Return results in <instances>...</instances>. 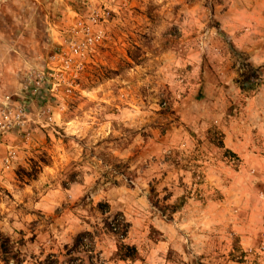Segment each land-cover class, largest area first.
<instances>
[{
  "label": "rangeland",
  "instance_id": "1",
  "mask_svg": "<svg viewBox=\"0 0 264 264\" xmlns=\"http://www.w3.org/2000/svg\"><path fill=\"white\" fill-rule=\"evenodd\" d=\"M227 1L0 0V99L14 73L60 71L57 132L31 126L0 167V264H264L260 185L239 182L235 155L209 164L219 132L181 161V57L203 45L237 79L255 72L215 18ZM123 236L138 261L119 257Z\"/></svg>",
  "mask_w": 264,
  "mask_h": 264
},
{
  "label": "crops",
  "instance_id": "2",
  "mask_svg": "<svg viewBox=\"0 0 264 264\" xmlns=\"http://www.w3.org/2000/svg\"><path fill=\"white\" fill-rule=\"evenodd\" d=\"M216 13L221 31L247 57L257 79L250 88L243 89L248 86L246 78L237 79L233 56L226 50L206 54L205 47L198 45L181 57V67L192 68L191 73L181 74V161L186 159V164L187 159L198 158L194 156L196 150L206 146L210 149L209 164L218 153L235 155L242 166L239 182L251 179L257 187L260 185L263 196L261 208L252 209L249 215L264 216V0H228ZM5 82L10 93L0 99V106L8 97L17 101L21 89L16 73ZM215 131L221 135V147L202 141V148L198 143ZM20 136L14 132L0 137V167L8 152L19 147ZM21 162L20 153L17 163ZM9 186L6 178L0 183V187ZM247 189L241 191L243 197Z\"/></svg>",
  "mask_w": 264,
  "mask_h": 264
},
{
  "label": "built area",
  "instance_id": "3",
  "mask_svg": "<svg viewBox=\"0 0 264 264\" xmlns=\"http://www.w3.org/2000/svg\"><path fill=\"white\" fill-rule=\"evenodd\" d=\"M78 54V50H75ZM54 57L53 60H56ZM70 66V62H67ZM60 71L47 65L45 70L31 69L25 73L21 89L17 94V101L13 97H8L3 105L0 106V137L18 132L22 135L21 142L30 145L34 141L32 131L28 130L31 126L39 128L47 133L57 132L55 109L50 101L56 98L57 83ZM74 82L68 83L67 94L73 92ZM17 158V151L11 149L4 160L5 170H10L13 162Z\"/></svg>",
  "mask_w": 264,
  "mask_h": 264
},
{
  "label": "trees",
  "instance_id": "4",
  "mask_svg": "<svg viewBox=\"0 0 264 264\" xmlns=\"http://www.w3.org/2000/svg\"><path fill=\"white\" fill-rule=\"evenodd\" d=\"M256 72V71H255ZM257 79L255 75L247 76L245 79V83L248 86H243V89L250 88L251 84ZM89 235V234H88ZM82 237V236H81ZM79 237L75 243V247H79L81 245ZM124 237L122 241H120L118 255L122 260H130V261H138L140 259V254L136 247L128 246L124 243Z\"/></svg>",
  "mask_w": 264,
  "mask_h": 264
}]
</instances>
